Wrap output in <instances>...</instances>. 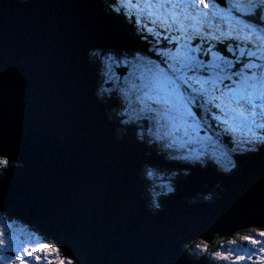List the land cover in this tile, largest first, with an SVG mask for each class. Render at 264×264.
I'll return each instance as SVG.
<instances>
[{
	"label": "water",
	"instance_id": "obj_1",
	"mask_svg": "<svg viewBox=\"0 0 264 264\" xmlns=\"http://www.w3.org/2000/svg\"><path fill=\"white\" fill-rule=\"evenodd\" d=\"M111 17L103 0H0V152L23 164L0 179V209L79 264H208L182 245L264 228V147L225 174L118 135L87 55L127 41ZM144 164L187 171L158 211Z\"/></svg>",
	"mask_w": 264,
	"mask_h": 264
},
{
	"label": "snow or ice",
	"instance_id": "obj_2",
	"mask_svg": "<svg viewBox=\"0 0 264 264\" xmlns=\"http://www.w3.org/2000/svg\"><path fill=\"white\" fill-rule=\"evenodd\" d=\"M105 3L116 18L134 15L129 23L139 26L133 27L137 41L147 42L133 48L116 44L90 53L107 68L103 73L106 82L113 83L112 88L101 87L96 97L97 103L110 108L118 119L120 136L131 132L137 148L168 151L167 159L180 163L205 164L202 157L210 148V158L226 173L237 168L231 153L245 155L257 152V144L264 146V0ZM145 13L159 31L144 23ZM216 18L227 21V30L213 25ZM113 65L125 66L122 73L126 71L127 75L122 85L121 77L112 71ZM237 124H243L249 135L243 141L232 139L235 147L228 149L224 138L232 135ZM180 131L183 136H177ZM248 144L252 147L245 146ZM192 145H199V150ZM186 147V154H172ZM11 166V157L0 152V177ZM167 191L174 190L169 187ZM3 215L5 210L0 209ZM250 232L255 235L242 237V243L252 246L241 249L244 254L222 249L215 257L229 264L259 257V264H264V228H252ZM12 243L0 229V264H32L33 260L39 264L45 259L47 264H75L74 259L61 256L56 244L13 249ZM236 243L229 241L230 245ZM6 250L12 251L14 258L4 255ZM195 250L206 251L193 244L186 255L191 258Z\"/></svg>",
	"mask_w": 264,
	"mask_h": 264
},
{
	"label": "rangeland",
	"instance_id": "obj_3",
	"mask_svg": "<svg viewBox=\"0 0 264 264\" xmlns=\"http://www.w3.org/2000/svg\"><path fill=\"white\" fill-rule=\"evenodd\" d=\"M103 1H104V6H106L108 8V5L105 3V0H103ZM153 2H155V0H153ZM105 11H108V10H106V8H105ZM160 11H166V10L162 9ZM175 11L177 12V14H179L178 12H180L179 9H176ZM146 15H147V13L144 14V16H146ZM233 15L235 16V14H233ZM212 23H213L214 26H216V25L220 26L222 30H227V28H228L227 21L224 20V19H221V18H216L215 20L212 21ZM96 50H99V49L91 50L90 52L96 51ZM100 50H102V49H100ZM129 59H131V57H129ZM115 66H117V65H113L112 71L114 70ZM105 71H107V68L104 65H102L101 62H100L99 66L97 67V74L100 77H102L100 79V83L102 85L106 82V77L103 75V73ZM115 74L117 75V73H115ZM124 75H127V72ZM120 83H121V85L123 84V78L120 79ZM137 83H139V81H137ZM102 85L99 86V89L101 87H103ZM108 112H111V110L109 109ZM238 131H240L241 133L234 134L235 138L238 135H240V137H245V136L249 135V133L247 131V128L246 127H240L239 124H237L235 126V131L233 133L238 132ZM201 135H203V134L201 133ZM177 136H183V131L177 132ZM248 145L252 147V145H250V144H248ZM192 146L194 148H197L198 150L200 148L199 145H192ZM258 146H259V144H257V148H258ZM188 150H189L188 147H186L185 149H182L180 151H173L172 154L173 155H180V153L186 154L188 152ZM169 151H172V150H169ZM210 151H211V149L209 148L208 153H206L202 157V159H208V160L211 159L210 158ZM234 154L235 153H231V155H233V156H234ZM211 160L214 161V159H211ZM15 164H16V166H19L22 163L15 162ZM171 170H174V171H171ZM171 170H167V172H169V175L172 176V180L175 177L177 172H180L181 174H184V172H185V170H178V169H171ZM176 170H178V171H176ZM149 171H151L152 175H150L148 177L147 174L149 173ZM155 173L158 174L157 178H155L156 177ZM163 174H164L163 168L158 169L157 167L150 166L148 164H144L143 168L141 170V175L144 178V191L148 192L151 195L150 198L152 199L153 204H157L159 202L157 196L160 193H161V195L166 194L168 192L167 189L169 187H172V188L174 187L171 184V186H169L168 188H166L164 190V189L161 188L160 184H156L159 181V178H160L159 175L161 176ZM146 176L148 177V180L150 182L149 184H147ZM155 179H156V181H155ZM153 181H155V182H153ZM180 183H182V181H180ZM144 194H145V192H144ZM208 199H210V198H208ZM0 229H3L5 231V233H6V237L13 242L10 245V247L13 248V249L16 248L17 246L27 247V248L31 249V248H33L35 246H38L41 243H44L43 238L49 239L51 241V244L52 245L54 244V241L51 238L45 237V236H42V235L38 234L36 232V230L30 229L29 224H27L26 222L21 221L19 218H16V217H13V216H8L6 213H5V215L0 216ZM245 235H255V233L250 232V230L245 232V233L238 232L235 235H233L230 239L221 241L222 243H221V245H219V249L214 248L213 246H208L214 251V253H212L211 250H209L206 247V245L204 244L203 241H201L199 239H196L195 241H193L191 243L199 244L200 248L201 249H206V251L195 250L194 253H193L195 255L194 257H200L202 254H204V255L210 256V261H209L210 264H214V263L215 264H229V262L222 261L219 258H216L215 257V253L217 251H221L223 249L224 251L231 250V251H233V252H235L237 254H244L243 252H241V249H250L252 247L250 245H247V244L241 242L242 241V237L245 236ZM230 240L237 241L236 245H230L229 244ZM3 254L9 256L10 258H14L12 251L6 250V251L3 252ZM61 256H64L65 259H73V257L71 255H66L65 256L62 253V251H61ZM52 259L53 260L56 259L55 254H52ZM229 259L230 260L234 259V257H230ZM32 264H37V262L35 260H33ZM39 264H47V260L46 259L42 260V261L39 262ZM75 264H79V263L75 262ZM241 264H259V257H254L251 261L241 262Z\"/></svg>",
	"mask_w": 264,
	"mask_h": 264
},
{
	"label": "trees",
	"instance_id": "obj_4",
	"mask_svg": "<svg viewBox=\"0 0 264 264\" xmlns=\"http://www.w3.org/2000/svg\"><path fill=\"white\" fill-rule=\"evenodd\" d=\"M105 8H106V10H107V7L105 6ZM121 19V18H120ZM123 19V20H122ZM122 21H124L126 24H124L123 22V24H124V26H125V28H126V30L127 31H129L130 32V34L134 37V39L137 41V38H136V34L134 35V31H133V26L124 18V16H122ZM138 42V41H137ZM138 43H140V41L138 42ZM144 42H142V44H143ZM141 44V43H140ZM90 59H92V60H97L96 58H93L92 56H90ZM97 62H98V64L100 63V61L99 60H97ZM96 79L98 80V83H100V79H101V77L97 74V76H96ZM225 139V143H226V145H227V148L228 149H230V147H232L234 144L233 143H230V141H231V139L229 138V137H227V138H224ZM259 146H261V145H259ZM191 147H193V146H191ZM246 147H249L250 148V146H248V145H246ZM166 153L168 152V151H165ZM180 155H184L183 153L182 154H180ZM198 163V162H197ZM186 164H188V163H186ZM203 166H212V167H214V168H216L217 170H219V171H222V169L220 168V166L218 165V164H216L215 163V161H213V160H211V159H209L208 161H206V163L205 164H203ZM171 171H174V170H171ZM176 171H178V170H176ZM235 172H234V170H232L231 171V174H234ZM156 174V173H155ZM147 176L149 177L150 175H148L147 174ZM146 176V181H147V184H149L150 182H149V180H148V177ZM157 176H158V174H156V177L155 178H157ZM159 181L156 183V184H160V186H161V188L162 189H166V188H168L169 186H171V181H173V180H175L176 179V177H174L173 178V180H172V176H170L169 175V172H165L164 171V174L163 175H159ZM155 181H156V179H155ZM155 181H153V182H155ZM215 195H217L215 192L213 193V194H211V196H196L195 198H194V200H191V201H196V200H207V198H210V200L211 199H213V197L215 196ZM150 194L148 193V192H146L145 191V196H143L144 198H145V200L147 201V204L151 207L152 205H153V201H152V199L150 198ZM160 198H161V196H159ZM158 197V200L160 201V198ZM190 201V200H189ZM208 201V200H207ZM31 229H33V228H31ZM34 230V229H33ZM43 240H44V243H47V244H51V241L49 240V239H47V238H43ZM224 240H226V239H224L223 237H218V236H216V234H214V236H213V239H212V243L211 244H209V245H211V246H213L214 248H217V249H219V245H221V241H224ZM193 243H188V244H184L183 246H182V249H183V252L184 253H186V249L188 248V247H190L191 245H192ZM52 245V244H51ZM209 250H211L212 252H214L210 247H209ZM195 255L193 254L192 255V257H191V259H193V257H194ZM207 257V258H206ZM200 258H203V259H205V260H207V261H210V256H207V255H201L200 256ZM215 264V263H214Z\"/></svg>",
	"mask_w": 264,
	"mask_h": 264
},
{
	"label": "clouds",
	"instance_id": "obj_5",
	"mask_svg": "<svg viewBox=\"0 0 264 264\" xmlns=\"http://www.w3.org/2000/svg\"><path fill=\"white\" fill-rule=\"evenodd\" d=\"M124 18L129 22V21H131L130 19H128L127 17H125L124 16ZM121 19H122V16H121ZM119 20V19H118ZM123 20V19H122ZM120 21V23H124V24H126L124 21H121V20H119ZM122 23V29L123 30H125V31H127L126 30V28H125V26H124V24ZM131 24V23H130ZM127 25V24H126ZM133 27L135 26V27H137V25H134V24H131ZM129 34H130V32L129 31H127ZM134 35H135V33H134ZM132 36V35H131ZM133 37V36H132ZM134 38V37H133ZM136 41V40H135ZM136 43H138L137 41H136ZM141 43V42H140ZM91 50H95V49H91ZM91 50H89L88 51V61H89V63L90 64H92V61H95L96 62V65H97V67L99 66V64H98V62H97V60H92V59H90V51ZM100 50V49H99ZM90 66H92V65H90ZM97 67H96V71H95V75L97 76ZM125 68V66L124 65H119V66H115L114 67V70H113V72L114 73H117V75L118 76H120L121 77V79L124 77V74L126 73V71H123V73H122V69H124ZM112 83V82H111ZM97 85H98V80H97V83H95V86H96V90L97 91H99V87H97ZM100 85H102L101 83H100ZM104 87H108V84H107V82H105L104 84ZM112 87H113V83H112ZM111 87V88H112ZM104 107V106H103ZM104 109L105 110H109L110 108H107V107H104ZM106 112H108V111H106ZM108 113H110V117H109V119L112 121V122H115V124H116V126L118 125L119 127H122L121 125H119L118 124V121L115 119V118H113L112 116H113V114H111V112H108ZM240 126V125H239ZM238 133H241L240 131H238V132H235V133H232V135L231 136H229V138L232 140V139H236V140H240V141H243V140H245L246 138H247V136H245V137H240V135H238V136H236V138L234 137V134H238ZM235 146V145H234ZM246 146V145H245ZM249 146V145H248ZM233 147V146H232ZM232 147H230V148H232ZM251 147V146H250ZM258 147H260V146H258ZM150 148V147H149ZM155 151V150H154ZM157 152V151H156ZM166 156H168V155H166ZM21 163V162H20ZM16 166V164H15V161L14 160H12V166L11 167H14V166ZM23 164H21V165H19V166H22ZM10 167V168H11ZM206 167H208V168H213V169H216V168H214V167H212V166H206ZM159 169H161L160 167H159ZM169 170H171V169H178V170H185L184 168H176V167H171V168H168ZM217 170V169H216ZM165 171V169H163V172ZM217 171H219V170H217ZM165 172H167V171H165ZM186 170H185V172H184V174H181L180 172H177L176 173V175H175V177H176V179L177 178H179V177H182V176H184L185 174H186ZM219 172H221V171H219ZM234 172H235V170H234ZM225 174H229V173H225ZM231 174V173H230ZM3 177V176H2ZM174 181V180H173ZM172 181V182H173ZM173 189H174V187H173ZM211 194H213L212 192L211 193H209V194H207V195H205V197L206 196H211ZM145 196V195H144ZM159 196H161V198L159 197ZM159 198H160V201L157 203V204H159V208H157V207H155V204H153L151 207L147 204V201H146V204H147V207L150 209V210H152L153 212L154 211H158L162 206H163V202H164V198H163V195H161V194H159ZM208 199V198H207ZM208 200H210V199H208ZM248 228H250V229H252L251 227H248ZM245 230V229H244ZM233 235H235L234 233H232L229 237H225V239L227 240V239H230ZM200 240V239H199ZM193 242V241H192ZM204 242V241H203ZM191 243V242H190ZM212 243V241L210 242V243H206V242H204V244L206 245V247L209 249V247L208 246H211V245H209V244H211ZM184 245V244H183ZM212 252V251H211ZM212 253H214V252H212ZM186 254V253H185ZM203 255V254H202ZM187 257L188 258H190L188 255H187ZM191 259V258H190ZM193 259H196V257H193ZM203 260H205V259H203ZM208 264H210L209 263V261H207V260H205Z\"/></svg>",
	"mask_w": 264,
	"mask_h": 264
},
{
	"label": "bare ground",
	"instance_id": "obj_6",
	"mask_svg": "<svg viewBox=\"0 0 264 264\" xmlns=\"http://www.w3.org/2000/svg\"><path fill=\"white\" fill-rule=\"evenodd\" d=\"M179 13V12H178ZM106 16H108V17H110V16H112L111 17V22H112V24L114 25V26H116V28L118 29V30H121L122 31V23H120V21L119 20H121L120 18H116V16H114V15H112V14H110V12H108V11H106ZM119 19V20H118ZM117 20V21H116ZM126 34H127V41L126 42H124V44H122V46H121V48H133V47H136V41H135V39L131 36V34H129L127 31H126ZM141 42V44H142V42H144L143 44H146L147 42H145V41H140ZM140 44V45H141ZM150 46V45H149ZM92 68H93V66H92ZM149 148V147H148ZM181 245V244H180ZM183 246V245H182ZM181 249H182V247H181ZM182 251H183V249H182ZM184 253V252H183ZM185 254V253H184ZM186 255V254H185Z\"/></svg>",
	"mask_w": 264,
	"mask_h": 264
},
{
	"label": "flooded vegetation",
	"instance_id": "obj_7",
	"mask_svg": "<svg viewBox=\"0 0 264 264\" xmlns=\"http://www.w3.org/2000/svg\"><path fill=\"white\" fill-rule=\"evenodd\" d=\"M113 118H115L117 121H118V119L114 116V114H113V116H112ZM126 118V117H125ZM118 128H120L118 125L115 127V129H118ZM119 135V134H118Z\"/></svg>",
	"mask_w": 264,
	"mask_h": 264
}]
</instances>
